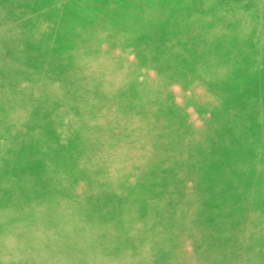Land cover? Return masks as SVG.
<instances>
[{"label": "rangeland", "instance_id": "obj_1", "mask_svg": "<svg viewBox=\"0 0 264 264\" xmlns=\"http://www.w3.org/2000/svg\"><path fill=\"white\" fill-rule=\"evenodd\" d=\"M103 19L110 20L106 33ZM34 22L37 43L48 41L37 48L22 36ZM8 31L23 37L26 67L38 75L7 85L24 82L44 106L24 107L35 131L17 143L8 102L0 101V202L24 192L25 172L38 182L0 223V236L21 235L15 247L0 249V264H264V0H0V75L23 70L1 64ZM234 69L239 74L225 82ZM228 109L233 115H224ZM206 129L224 148L196 142L210 138ZM98 160L124 176L108 183L109 173L93 167Z\"/></svg>", "mask_w": 264, "mask_h": 264}, {"label": "bare ground", "instance_id": "obj_2", "mask_svg": "<svg viewBox=\"0 0 264 264\" xmlns=\"http://www.w3.org/2000/svg\"><path fill=\"white\" fill-rule=\"evenodd\" d=\"M199 2L200 3H202V0H199ZM149 3V5H150V7H153V8H155L156 10L157 9H159V7L160 6H156L157 5V3H159V2H148ZM149 5H147L146 6V9L149 7ZM236 5V4H235ZM237 7H240V6H237ZM236 7V8H237ZM241 8H242V6H241ZM263 8V7H262ZM226 9H228V8H226ZM243 10V9H242ZM250 10H252V9H250ZM254 10H256V12H257V9L256 8H254ZM253 10V11H254ZM262 11V10H261ZM247 12V11H246ZM255 12V13H256ZM260 12V11H259ZM28 13V12H27ZM27 13H25V14H27ZM254 13V12H253ZM250 14V13H249ZM261 14V13H260ZM252 15H254V14H252ZM251 15V16H252ZM247 15H240L239 13H238V15H235L234 16V18L235 19H244L245 17H246ZM260 16V15H259ZM248 17H250V16H248ZM255 18V17H254ZM144 19L146 20V17H144ZM259 19V18H258ZM245 20V19H244ZM243 20V21H244ZM235 21V20H234ZM250 21V20H249ZM255 21V20H254ZM261 21V20H260ZM102 25H101V27H100V31H102L103 33H106L108 30H109V27H110V20H108V21H106L105 19H103L102 21ZM233 22V21H232ZM237 22V21H236ZM240 22V21H239ZM188 23H189V18L188 17H186L185 18V20L182 22V24H181V26L183 27V28H186L187 27V25H188ZM226 23V22H225ZM224 23V24H225ZM230 23V22H229ZM251 23V22H250ZM254 23H256V22H254ZM260 23V22H259ZM203 24V23H202ZM246 24V23H245ZM6 26H9V25H6ZM199 26H200V24H199ZM242 26V25H241ZM250 26V25H249ZM259 26H260V24H259ZM37 28H39V25H38V23L37 22H34V23H30V24H27V26L25 27V28H23V30H22V36L24 37V39L26 40V39H31V38H33L34 40H36V43L34 44L35 45V47L37 48L38 46H40V45H42V44H47V40H45V42L43 41V42H40V43H37V42H39L41 39H42V37L40 38V36L37 34V32L39 31V30H37ZM197 28H198V25H197ZM251 29H252V27H250ZM259 28V27H258ZM61 29V28H60ZM59 29V30H60ZM132 29V28H131ZM229 29V28H228ZM257 29V28H256ZM231 30V29H230ZM242 30V29H241ZM250 30V29H249ZM221 32H222V30H221ZM227 32V31H226ZM231 32V31H230ZM252 32V31H251ZM241 33V32H240ZM250 33V32H249ZM253 33H255V32H253ZM261 33H263V30H262V32ZM233 34V33H232ZM236 34V33H235ZM242 34V33H241ZM256 34V33H255ZM12 35H13V32H9L8 31V36H6V38H7V40H9V52H8V54L7 55H5V57H3L4 58V60L1 62V64L3 65L4 63H5V65H8L9 67H10V63H13L14 62V64H19V66L21 67V68H23V70L20 72V73H17L14 69H13V71H9V73L7 74V71L5 70V72L3 73V74H1L0 75V101H3V102H8V108H7V113H8V119H7V121H9L10 123H13V124H15V125H17V128H15L14 130H15V132H14V137H13V139L14 140H16L17 141V143L18 142H23V141H25V140H27V138L35 131V127H34V125H26V120H27V118H26V115H25V113H24V107L26 106V107H32V106H38L39 105V107L40 106H44V104L43 103H36V102H33L34 101V99L36 98V96L33 94V93H31V92H29L28 91V89H27V87H28V85L27 84H25L24 82H21V84L20 83H18L17 82V80L15 81V87L14 86H8L7 85V83L9 82V81H7V80H10V82L13 80V79H18V78H20L21 76H23V75H26V76H29V77H31V76H33V75H35L36 73V75H35V77L38 75V68L36 67V69H31V68H27L26 67V62H27V57H29L30 56V50L27 48V47H25L24 45H22V44H19V41L20 40H22L23 39V37H17V38H13L12 39ZM208 35V34H207ZM259 35H261V34H259ZM146 36V35H145ZM157 36V35H156ZM217 36H219V35H217ZM220 37V36H219ZM237 37H239V35L237 36ZM242 38V37H241ZM109 39V38H108ZM250 39H255L256 41H257V38H256V36H254V38H251L250 37ZM211 40H214V39H211ZM240 40V39H239ZM263 40H264V38H263ZM117 41V40H116ZM201 41V40H200ZM252 41V40H251ZM260 41V40H259ZM114 42V41H113ZM149 42V41H148ZM205 42H208V41H205ZM151 43V42H150ZM257 43H258V41H257ZM52 44V43H51ZM209 44H212V43H210L209 42ZM220 44V43H219ZM219 44H218V46H219ZM239 44V43H238ZM260 44V43H259ZM264 44V43H263ZM34 45H32L33 47H34ZM258 45V44H257ZM5 46V44L4 43H2V42H0V51H3L4 50V47ZM240 46V45H239ZM259 46V45H258ZM218 48V47H217ZM11 50V51H10ZM216 50H218V49H216ZM212 51H214V50H212ZM211 51V52H212ZM213 53V52H212ZM220 53V52H219ZM235 53V52H234ZM14 55V60L12 59L11 60V58H10V55ZM212 55V54H211ZM219 55V54H218ZM161 57V56H160ZM54 58V57H53ZM177 58V57H176ZM211 58V57H210ZM205 61V60H204ZM89 63H90V61H88ZM91 62H93V61H91ZM209 62V61H208ZM253 62V59H250V60H248V64H250L251 65V63ZM94 63V62H93ZM187 63V62H186ZM190 63V62H189ZM205 63H206V61H205ZM204 63V64H205ZM153 66V65H152ZM202 67V66H201ZM163 68V73L162 74H164L166 71H167V66L166 65H164V67H162ZM203 68H205V67H203ZM86 70H87V68H85ZM197 69H199V68H197ZM201 69V68H200ZM238 69V68H237ZM237 69H234V70H229V71H224L225 72V74H224V81L225 82H230L231 81V79H232V77L233 78H236V77H234V76H237L239 73H238V71L239 70H237ZM218 70V69H217ZM223 71V70H222ZM100 72V71H99ZM17 73V78L15 77V76H13V75H15ZM186 73V72H185ZM191 73V72H190ZM218 73V72H217ZM87 74V73H86ZM99 74V73H98ZM187 74V73H186ZM216 75V74H215ZM218 75V74H217ZM89 76V75H88ZM113 76H115V75H113ZM181 76V75H180ZM109 77V76H108ZM219 77V76H218ZM82 78V77H81ZM80 78V79H81ZM111 79V78H110ZM31 80H33V79H31ZM104 80V79H103ZM216 80V79H215ZM24 81H26V80H24ZM93 81H95V79L93 80ZM97 81V80H96ZM105 81V80H104ZM189 81V80H188ZM27 82V81H26ZM34 82V81H33ZM200 82V81H199ZM215 82V81H214ZM16 83H18L19 85H17ZM32 83V82H31ZM197 83V82H196ZM117 84V83H116ZM200 84V83H199ZM208 84V83H207ZM255 84H256V82L254 81V79L253 80H250L249 81V84L247 85V83H246V87H248V88H252L253 86H255ZM30 85V84H29ZM32 85H33V83H32ZM31 85V86H32ZM203 85V84H202ZM214 85V84H213ZM234 86H235V84H233ZM46 86V85H45ZM89 86V85H88ZM215 86V85H214ZM93 89L96 91V92H100L101 91V87L99 86V87H96V85L94 84L93 85ZM108 87V86H107ZM206 87V86H205ZM204 87V88H205ZM246 87H244V88H240L241 90H243V89H245ZM33 88V87H32ZM31 88V89H32ZM109 88V87H108ZM201 88H202V86H201ZM107 89V88H106ZM105 89V90H106ZM197 89H200V88H197ZM237 89V88H236ZM70 90V89H69ZM205 90V89H204ZM200 91V90H199ZM210 92H211V90H209ZM215 91H217V90H215ZM67 92H68V90H67ZM198 92V91H197ZM197 92H196V94H197ZM213 92H214V90H213ZM212 92V93H213ZM218 92V91H217ZM224 92V91H223ZM214 93H216V92H214ZM98 94V93H97ZM102 94V93H101ZM141 94H143V93H141ZM65 95H67V94H65ZM95 95H96V93H95ZM100 95V94H99ZM124 95V94H123ZM205 95V94H204ZM99 97V96H98ZM123 97V96H122ZM124 98V97H123ZM140 98V97H139ZM203 98V97H202ZM205 98V97H204ZM216 98V97H215ZM11 99H12V101H11ZM87 99V98H86ZM210 99H213V98H210ZM256 99V98H255ZM86 101V100H85ZM204 101V100H203ZM202 101V102H203ZM205 102V101H204ZM204 102H203V104H204ZM212 102V101H211ZM105 103V102H104ZM238 103V102H237ZM260 103V102H259ZM262 103V102H261ZM90 104V103H89ZM88 104V105H89ZM122 105V104H121ZM120 105V106H121ZM238 105V104H237ZM85 106H87V105H85ZM136 106V105H135ZM152 106V105H151ZM226 106H228L227 104H226ZM232 106V105H231ZM235 106V105H234ZM95 107V106H94ZM138 107H139V105H138ZM141 107V106H140ZM81 108H82V106H81ZM90 108V107H89ZM147 108V107H146ZM221 108V107H220ZM43 109L44 108H41V109H39V112H40V116H44V117H47L49 114H47L46 113V111H43ZM92 109V108H91ZM135 109V108H134ZM148 109H151L152 110V108H149L148 107ZM225 109V108H224ZM85 110H86V108H85ZM125 110H127V109H125ZM136 110H137V108H136ZM222 110V109H221ZM91 111L92 110H89V112L91 113ZM119 111H120V109H119ZM122 111V110H121ZM150 111V110H149ZM123 112H125V111H122V113ZM133 112V111H132ZM144 112V111H143ZM225 112V113H224ZM224 112H222V113H224V115L226 116V115H228V114H230V115H233V113H234V111L232 110V109H228V110H226V111H224ZM93 113V112H92ZM221 113V114H222ZM240 113V112H239ZM261 113V112H260ZM87 114V113H86ZM94 114V113H93ZM239 115V114H238ZM237 115V116H238ZM78 116V115H77ZM147 116H149V115H147ZM167 116V115H166ZM80 117V116H79ZM132 117V116H131ZM152 117V116H151ZM209 117V116H208ZM196 118V117H195ZM204 118H207V117H204ZM66 119H67V121H71L72 120V116H70V117H66ZM209 119V118H208ZM208 119H206V121L208 120ZM81 120V119H80ZM153 120V119H152ZM151 120V122H153ZM198 120V119H197ZM199 121V120H198ZM211 121V120H210ZM221 121V120H220ZM131 122V121H130ZM197 122V121H196ZM200 122V121H199ZM208 122V121H207ZM223 122V121H222ZM6 124V121H3V123H1L0 124V126L2 127V126H4ZM196 124V123H195ZM199 124V123H198ZM197 124V125H198ZM218 124H219V122H218ZM217 124V125H218ZM150 125H152V124H150ZM162 125V124H161ZM200 125V124H199ZM198 125V126H199ZM217 125H216V127H217ZM153 126V125H152ZM160 126V125H159ZM165 126L167 127V124H165ZM197 126V127H198ZM204 126H206V125H204ZM0 127V128H1ZM158 127V126H157ZM166 127H164V129H166ZM199 127H201V125L199 126ZM207 127V126H206ZM152 128V127H151ZM150 128V129H151ZM154 128V127H153ZM152 128V129H153ZM174 128V127H173ZM184 128V127H183ZM193 128V127H192ZM235 128H239V127H235ZM160 129V128H159ZM169 129V128H168ZM202 129V128H201ZM205 129V128H204ZM232 129V131H235V129L234 128H231ZM263 129V128H262ZM195 130V129H194ZM225 130V129H224ZM223 130V131H224ZM237 130V129H236ZM108 131H110V129L108 130ZM183 131V130H182ZM197 131H199V130H196V132ZM206 132H208V130L206 129L205 130ZM157 132V131H156ZM159 132V131H158ZM157 132V133H158ZM171 132V131H170ZM211 131H209L208 133H209V136H210V138H209V136H208V138L209 139H207V140H203V139H205L204 137H203V139H196V142H198V144H199V142H201V146H202V143H204V142H209L210 144H212V145H215L216 146V144H219L218 145V147L220 146V149H222V148H224V144L223 143H220L216 138H215V136L213 135V136H211V133H210ZM215 132H216V129H215ZM50 133V132H49ZM108 133H110V132H108ZM186 134H187V132H185ZM184 133V134H185ZM189 133V132H188ZM190 133H191V131H190ZM239 133H241V132H239ZM264 133V132H263ZM155 134V133H154ZM163 134H165L164 132H163ZM163 134H161V135H163ZM194 134H196V133H194ZM213 134V133H212ZM219 134V133H218ZM160 135V134H159ZM239 135V134H238ZM54 136V135H53ZM155 136V135H154ZM153 136V137H154ZM157 136V135H156ZM167 136H171V134H169V135H167ZM174 136V135H173ZM176 136V135H175ZM182 136H183V134H182ZM181 136V137H182ZM186 137H187V135H185ZM185 136H183V137H185ZM263 136V135H262ZM151 137V136H150ZM149 137V138H150ZM166 136H164V138H165ZM179 137V136H178ZM231 137V136H230ZM234 137V136H233ZM51 138H52V136H51ZM55 138V137H54ZM195 138H197V137H195ZM238 138H239V136H238ZM238 138H236V139H238ZM261 138V137H260ZM56 139V138H55ZM58 139V138H57ZM59 139L61 140V135H59ZM180 139V138H179ZM181 139H184V138H181ZM189 139V138H188ZM236 139H234L233 141H235ZM176 140V139H175ZM216 140H217V142H216ZM264 140V139H263ZM262 140V141H263ZM88 141H89V139H88ZM191 141V140H190ZM176 142V141H175ZM180 142V141H179ZM179 142H177V143H179ZM231 142V141H230ZM241 142V141H240ZM239 142V143H240ZM183 143V142H182ZM181 142H180V144H182ZM192 143V142H191ZM234 143V142H233ZM236 143V142H235ZM194 144H195V142H194ZM197 144V143H196ZM206 143H204V145H205ZM245 144H246V142H245ZM177 145V144H176ZM192 145V144H191ZM203 145V146H204ZM208 145V144H207ZM184 146V145H183ZM235 146V145H234ZM233 146V147H234ZM262 146V145H261ZM191 147H193V146H191ZM205 147V146H204ZM264 147V146H263ZM172 148H174L173 146H172ZM185 148V147H184ZM244 148H245V146H244ZM246 148H247V144H246ZM249 148H251V147H249ZM249 148H247V149H249ZM29 151L31 150V147H28L27 148ZM192 148H190V150H191ZM197 149H200V148H197ZM259 149V148H258ZM263 149V148H262ZM189 150V149H188ZM201 150V149H200ZM200 150H198V151H200ZM240 150V149H239ZM170 151V150H169ZM174 151H175V149H174ZM177 151V150H176ZM235 151V150H234ZM243 151V150H242ZM21 152V151H20ZM89 152V151H88ZM171 152V151H170ZM173 152V151H172ZM192 152V151H191ZM202 152V151H201ZM260 152V151H259ZM90 153L91 154H97L98 152H97V150H95V149H93V148H91V150H90ZM183 152H181V154H182ZM198 153V152H197ZM244 153V152H243ZM178 154V153H177ZM184 155V154H183ZM198 155V154H197ZM180 156H182V155H180ZM260 156V155H259ZM2 158L3 157H0V161H2ZM17 158H18V156H17ZM238 159V158H237ZM240 159V158H239ZM44 160V155H37L36 156V159H35V163H36V165H38V166H40V171H42L43 172V174L44 173H48L49 172V170L46 168L45 169V167L41 164V162L40 161H43ZM188 160V159H187ZM261 160V159H260ZM99 161V163H98V165H94L93 167H96V171L97 170H99L101 167L103 168V171L105 172V173H109V175H108V178H107V180H108V183H111V184H116V180H119L120 178H122V176H124V173L123 172H120L119 173V171L118 172H115V170H112V165L109 163V162H107L106 160H98ZM189 161V160H188ZM188 161H187V163H188ZM241 161V160H240ZM182 162V161H181ZM191 162V161H190ZM192 163H193V160H192ZM194 163H195V161H194ZM241 163V162H240ZM243 163V162H242ZM220 164V163H219ZM218 164V165H219ZM247 164H248V162H247ZM234 165V164H233ZM236 165V164H235ZM34 165H32V166H28L26 169L27 170H29V169H31L32 167H33ZM183 166H185V165H183ZM182 166V167H183ZM25 167H26V165H25ZM235 167V166H234ZM249 167H250V165H249ZM184 168V167H183ZM185 169V168H184ZM199 168H197V170H198ZM234 169V168H233ZM256 169V168H255ZM192 170V169H191ZM230 170V169H229ZM229 170H227V171H229ZM240 170V169H239ZM248 170V169H247ZM241 171V170H240ZM242 171H244V169H242ZM191 172V171H190ZM258 172V171H257ZM117 174V175H116ZM195 174V173H194ZM193 174V175H194ZM228 174V173H227ZM242 174V173H241ZM105 175V174H104ZM104 175H103V173H101V174H98L97 175V179H100V180H103L104 179ZM205 175V174H204ZM214 175V174H213ZM24 176L25 177H23V181H24V192H28L29 190H31V187L32 186H34V188H37L38 189V182H37V176H35V173H30V172H25L24 173ZM188 176H190V173H189V175ZM201 176V175H200ZM224 177L226 176L225 174L223 175ZM228 176V175H227ZM196 177V176H195ZM195 177L193 178V179H195ZM230 177V176H229ZM238 177V176H237ZM241 177H243V176H241ZM240 177V178H241ZM189 178V177H188ZM232 179H233V177H231ZM244 178V177H243ZM126 180H131L132 179V175H128L126 178H125ZM190 179V178H189ZM236 179H238V178H236L235 177V180ZM254 179V178H253ZM215 180V179H214ZM213 180V181H214ZM223 180V179H222ZM234 180V179H233ZM235 180H234V182H235ZM60 182H63L62 180H59ZM196 181V180H195ZM194 181V182H195ZM200 181H201V179H200ZM210 181H212V180H210ZM245 181V180H244ZM249 181V180H248ZM257 181V180H256ZM202 182V181H201ZM200 182V183H201ZM209 182V181H208ZM206 183V182H205ZM205 183H204V185H205ZM217 183H218V181H217ZM212 184V183H211ZM210 184V185H211ZM248 184V183H247ZM255 184V183H254ZM195 185H197V183L195 184ZM217 185V184H216ZM197 186H200L201 187V185H197ZM196 186V187H197ZM206 186V185H205ZM213 186V185H212ZM246 186V185H245ZM211 187V186H210ZM216 187H217V189H216ZM215 187V189H213L215 192L217 191V190H219L218 189V186H216ZM149 188H154V186L153 185H151V184H146L145 186H144V189H149ZM204 188V187H203ZM202 188V189H203ZM214 188V187H213ZM210 189V188H209ZM247 190H249V189H247ZM257 190V189H256ZM211 191V190H210ZM246 191V190H245ZM24 192H19V193H17V194H14L13 196H11V198H6V202H0V223L1 222H3L7 217H8V215L10 214V212H16L17 211V206H16V203L15 202H17L18 204H19V207L21 206V199L20 198H22V195H18V194H23ZM157 193H155V194H157V196H159V195H161V189L159 188V189H157V191H156ZM178 192H182V190H177L176 191V193H178ZM261 192V191H260ZM260 192H258V193H260ZM263 192V191H262ZM210 193V192H209ZM255 193H257V192H255ZM243 196V195H242ZM254 196V195H253ZM237 197V196H236ZM255 197V196H254ZM262 197H264V195L262 196ZM245 198V197H244ZM243 198V199H244ZM36 199H37V197H36ZM252 199H257V198H252ZM261 199V198H260ZM151 200H152V198H151ZM150 200V201H151ZM230 200H231V198H230ZM258 201H259V199H257ZM1 201H2V199H1ZM228 201V200H227ZM234 201V200H233ZM256 201V200H255ZM254 201V202H255ZM261 201H263L262 199H261ZM261 201H259V202H261ZM40 202H41V200H39L38 202H36V206L37 207H39L40 206ZM227 203V202H226ZM235 203V202H234ZM233 203V204H234ZM242 204V203H241ZM254 204V203H253ZM252 204V205H253ZM260 204H262V203H260ZM248 205V204H247ZM222 206V205H221ZM236 206V205H235ZM238 206V205H237ZM259 207H260V205H258ZM226 208V207H225ZM230 208H232L231 206H230ZM229 208V209H230ZM239 208V207H238ZM237 208V209H238ZM254 208V207H253ZM228 209V212L230 211V212H232V209L231 210H229ZM241 209H242V206H241ZM244 209H242V211H243ZM260 210V209H259ZM258 210V211H259ZM247 211V210H246ZM220 212V211H219ZM244 212V211H243ZM242 212V213H243ZM223 213V212H222ZM234 216L237 214L235 211H234ZM250 213H251V209H250ZM253 213V215L255 214L254 212H252ZM258 213V212H257ZM264 213V212H263ZM244 214V213H243ZM218 215V214H217ZM244 216V215H243ZM220 217V216H219ZM222 217H223V215H222ZM232 217H233V213H232ZM241 217H242V214H241ZM240 217V218H241ZM235 218V217H234ZM233 218V219H234ZM240 218H239V220H240ZM244 218V217H243ZM219 220H221V218L219 219ZM218 221V220H217ZM225 221V220H224ZM222 223H223V221H222ZM226 223V222H225ZM228 223H229V220H228ZM231 223V222H230ZM230 223H229V225H230ZM237 223V222H236ZM252 223V222H251ZM232 225V224H231ZM231 225H230V227H231ZM235 225V224H234ZM239 225V224H238ZM233 226V225H232ZM236 227H237V225H236ZM231 229V228H230ZM219 230V229H218ZM218 230H216V231H218ZM222 230V229H221ZM235 230V229H234ZM91 231H92V229H90V233H91ZM226 231H227V229H226ZM232 231H233V229H231V233H232ZM220 232V231H219ZM222 232V231H221ZM225 232V231H224ZM223 232V233H224ZM234 233L236 232V231H233ZM218 233V232H217ZM99 235H100V233H98ZM222 234V233H221ZM232 235H233V233H232ZM219 236H220V234H219ZM234 237V236H233ZM44 238L45 237H43L42 238V240L41 241H43L44 240ZM21 239V235H18V234H16V233H12V232H10V233H7V234H5V235H3V236H0V249H10V248H13V247H15V245H16V242H17V240L19 241ZM39 245L40 246H42V244L41 243H39ZM241 248V247H240ZM35 250V249H34ZM37 252V251H36ZM205 253V252H204ZM203 253V254H204ZM200 254H202V253H200ZM211 254V253H210ZM209 254V255H210ZM225 254H226V252H225ZM208 254H206V256H207ZM205 256V255H204ZM219 256V255H218ZM215 264V263H214Z\"/></svg>", "mask_w": 264, "mask_h": 264}]
</instances>
